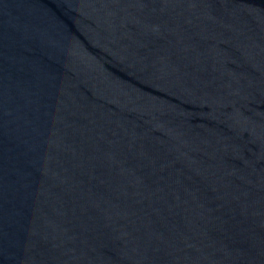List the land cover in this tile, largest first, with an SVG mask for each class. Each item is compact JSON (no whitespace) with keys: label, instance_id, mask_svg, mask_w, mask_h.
Wrapping results in <instances>:
<instances>
[{"label":"water","instance_id":"obj_1","mask_svg":"<svg viewBox=\"0 0 264 264\" xmlns=\"http://www.w3.org/2000/svg\"><path fill=\"white\" fill-rule=\"evenodd\" d=\"M0 264H264V0H0Z\"/></svg>","mask_w":264,"mask_h":264}]
</instances>
